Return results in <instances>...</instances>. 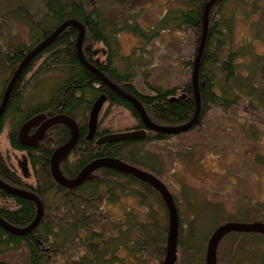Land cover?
Returning <instances> with one entry per match:
<instances>
[{"label":"trees","instance_id":"16d2710c","mask_svg":"<svg viewBox=\"0 0 264 264\" xmlns=\"http://www.w3.org/2000/svg\"><path fill=\"white\" fill-rule=\"evenodd\" d=\"M206 2L208 0H184L182 6L167 9L153 28L145 29L134 17L115 21L102 16L100 8L93 6L90 0H47L46 14L38 22L34 21L41 30L38 34L36 32L34 41L30 45L15 46L7 54L0 53V76L7 75L0 90V104L9 80L31 48L63 22L74 20L85 27L82 52L86 60L93 63V46L101 44L107 52L95 67L123 92L134 95L153 123L161 126L185 123L195 109L191 77L181 88L147 83V93L139 92L134 85L137 82L131 57L119 59L116 37L119 32H128L147 43L160 39L164 30H175L178 33L176 42L183 45L182 34L189 30L195 50L183 63L186 69H191V76ZM229 2L237 4L239 0H218L208 14V32L198 71L202 116L199 115V122L191 130L201 125L205 113L213 108L227 113L244 99L250 100L251 104L264 103V53H257L251 47L244 52L232 49L233 16L226 11ZM256 8L254 4L252 10ZM23 10L19 8L16 13H24ZM27 18L30 20L31 16ZM262 18L264 15L260 20ZM260 25L254 24L262 30ZM76 35L75 27H66L24 67L0 117V135L8 126L9 149L22 152L27 157L30 170L29 178L22 177L16 164L0 152V179L12 187L34 193L43 207L38 225L26 235L11 234L0 226V259L5 252L24 249L27 264H162L167 213L161 199L149 186L108 168L96 170L90 180L74 189L58 185L50 174L49 161L53 149L68 140L69 130L62 124L50 127L35 147H23L18 143L20 126L35 115H65L76 122L79 130L77 144L60 164L65 177L74 178L85 165L99 158L118 159L158 178L165 172L163 156L154 147L184 134L147 131L142 139L95 143L98 137L105 134L143 129L144 125L131 103L82 66L76 54ZM129 61L130 64H127ZM118 62L121 63L119 66ZM45 80L49 81L47 88ZM29 87L42 95L38 103L32 104V100L26 98ZM101 95L105 96L103 118L104 113L108 115L112 108L124 110L134 119V124L125 130L114 131L108 124L101 128L98 121L93 139L86 140L89 111ZM172 97L177 99L172 100ZM101 120L104 119L101 117ZM101 191L103 197L99 196ZM123 196L136 198L137 204L144 209V213L140 214L143 219L128 209L123 220H111L101 210L100 202H117ZM182 199L187 203L184 197ZM255 206H258L257 210L264 219V204ZM254 211L248 210L251 217L258 216V212ZM35 214L34 202L0 189V218L5 222L25 227L32 222ZM223 220L230 222L236 219ZM208 234L201 233L195 218H191L177 237V250L181 253L180 257L183 256L177 264H204ZM227 236L234 238V245L224 251L223 256H242L248 251L246 248L250 243L264 247V235L233 232ZM226 237L221 239L219 246ZM228 242L225 245L227 248L231 246ZM260 258L264 264V254ZM0 264L10 263L0 260Z\"/></svg>","mask_w":264,"mask_h":264},{"label":"rangeland","instance_id":"374dc122","mask_svg":"<svg viewBox=\"0 0 264 264\" xmlns=\"http://www.w3.org/2000/svg\"><path fill=\"white\" fill-rule=\"evenodd\" d=\"M90 1L93 6L100 8L102 16L115 21L129 16L134 17L145 29L153 28L167 9L182 6L184 2V0ZM46 3L47 0H0V52H8L21 43L30 44L32 40L34 41L36 32L38 34L41 31L34 21L38 22L40 17L46 14ZM254 4L257 8L253 11ZM19 8L25 9L26 12L18 11L17 14ZM226 11L228 15L233 16L232 49L244 52L251 47L257 53H264V18L260 20L264 15V0H239L237 4L229 2ZM30 16L29 20L27 17ZM254 24H261L263 29L259 30ZM177 35L175 30H164L160 39L146 43L128 32L117 34L118 57L120 60L127 56L131 57L137 82L134 84L139 92L147 93V83L181 88L190 79L191 69H186L183 62L195 50L194 39L192 40L190 31L185 30L181 45L176 42ZM101 47V44H96L93 50ZM94 57L103 58L99 54ZM128 63L130 64V61ZM120 64L117 63L118 66ZM184 68L186 70L182 72ZM6 76H0V90ZM48 83L49 81L45 80L46 88ZM27 90L26 98L32 100V104L38 103L42 96L40 92L32 87ZM104 108L103 105L98 117L101 128L108 124L114 131L125 130L134 124V119L124 110L112 108L108 115L104 113L103 118ZM199 115L202 116L201 108ZM7 130L8 126H5L0 135V152L8 156L18 168L17 160L23 153L9 149ZM187 132L154 147L165 162L166 170L163 171L165 174H161L158 179L176 202L178 234L191 218H195L196 226L201 233L209 232L208 238L216 227L229 221L223 219L234 218L236 220L230 222L246 223L264 221L262 213L257 210L258 206H255L264 204V103L251 104L250 100L244 99L227 113L213 108L209 113H205L201 125ZM99 196L103 197L102 191ZM132 197L123 196L113 203L104 200L100 202L101 210L111 220H123L128 209H132L136 217L143 219L140 214L144 213V209L137 204L136 198ZM183 197L188 204L183 201ZM249 209L258 212V216L251 217ZM138 212L140 213L137 214ZM223 241L220 246L218 245L216 264H263L260 258L261 254H264L263 246L250 243L246 248L248 251L242 256L235 254L223 256V252L234 245V238L227 236ZM228 241L231 242V246L227 248L225 245ZM180 254L177 250L176 264L180 259L183 260ZM1 255L4 256L0 260L10 264H27L24 249Z\"/></svg>","mask_w":264,"mask_h":264},{"label":"water","instance_id":"95a60500","mask_svg":"<svg viewBox=\"0 0 264 264\" xmlns=\"http://www.w3.org/2000/svg\"><path fill=\"white\" fill-rule=\"evenodd\" d=\"M218 0H208V2L204 5L203 12V20H202V28H201V36L199 40V45L196 50V56L193 59V69L191 75V83L193 87V97L195 101V109L193 116L185 123L176 125V126H161L153 123L148 116L144 108L142 107L139 100L129 93L123 92L118 86L111 83L99 70L95 67L98 64V60L93 63L86 60L82 52V44L85 35V27L83 24L76 22L74 20H67L60 24L55 30L47 36L44 40L34 46L22 59L16 70L14 71L11 79L9 80L1 99L0 104V117L4 112L7 101L9 99L10 93L14 87V84L18 77L20 76L24 67L34 59L41 51H43L47 46H49L55 38L66 28V27H75L77 29V35L75 39V48L77 58L86 69L90 72L94 73L101 81H103L111 90L121 95L125 100L133 105L136 109L140 120L142 121L144 128L136 129L124 132L117 133H109L105 134L101 137H98L95 140L96 144H103L109 142H117L122 140H135L145 138L147 131L152 132H160L168 135H177L185 133L191 130L198 122H199V113H200V96H199V86H198V71L200 60L202 56V52L205 46V41L208 32V14L210 8L213 6L215 2ZM106 49L101 47L100 49L93 50V55L99 54L104 57L106 55ZM183 96V95H182ZM181 96V97H182ZM176 100L177 98L172 97V100ZM105 102V96H99L92 104L88 121H87V133L86 140L93 139L97 124H98V116L101 110L102 105ZM56 124H62L66 126L69 130L68 140L53 149L52 154L50 156L49 161V169L50 174L53 180L60 186L67 189H74L84 182L91 179V175L100 169V168H108L114 170L118 173L132 176L135 179L143 182L147 186H149L161 199L162 203L165 206L167 213V234H166V243H165V255L162 261V264H176L177 260V237H178V212L177 207L174 201L172 194L168 191L166 186L152 173L137 168L135 166L129 165L123 161H120L115 158H99L91 161L87 165H85L74 178L65 177L59 168V164L62 160L66 159L70 151L75 147L79 138V130L76 122L65 115H56L51 117H46L44 114H38L34 117L27 120L23 123L17 134L18 143L23 147H35L44 135L46 130H48L51 126ZM33 127H37L35 132L30 134V130ZM17 166L21 175L24 178H28L30 176V171L28 168V160L25 155H21L20 159L17 160ZM0 189L5 192L16 195L34 202L36 206V214L32 222L25 227H15L5 222L2 218H0V226L6 229L8 232L14 235L23 236L30 233L39 223L40 219L43 215V207L40 200L35 196L34 193L30 191H25L22 189H18L12 187L0 179ZM231 232H241V233H260L264 234V223L260 221L255 222H226L218 227H216L210 237L207 240L206 250L204 255V264H216L217 257V247L221 239L231 233Z\"/></svg>","mask_w":264,"mask_h":264},{"label":"flooded vegetation","instance_id":"af4514ba","mask_svg":"<svg viewBox=\"0 0 264 264\" xmlns=\"http://www.w3.org/2000/svg\"><path fill=\"white\" fill-rule=\"evenodd\" d=\"M30 44H31V43H30ZM30 44H26V43H25V45H30ZM20 45H22V43H21ZM17 46H18V45H17ZM33 47H34V46H33ZM31 49H32V48H31ZM0 53H2V54H7L8 52H4V51H3V52H0ZM91 57L93 58V61L98 60L97 58L94 57L93 52H91ZM2 59H3V58H2ZM102 60H103V59H100L99 62L102 61ZM99 62H98V63H99ZM56 125H58V124H56ZM53 126H55V125H53ZM65 127H66V126H65ZM36 128H37V127H33V128L30 130V134L34 133ZM45 133H47V131H46ZM41 140H43V138H42ZM41 140H40V141H41ZM40 141H38V143H39ZM38 143H37V145H38ZM70 152H71V151H70ZM69 154H70V153H69Z\"/></svg>","mask_w":264,"mask_h":264},{"label":"crops","instance_id":"0c3cea01","mask_svg":"<svg viewBox=\"0 0 264 264\" xmlns=\"http://www.w3.org/2000/svg\"><path fill=\"white\" fill-rule=\"evenodd\" d=\"M128 55H129V54H128ZM183 71H185V68H184V69H182V72H183Z\"/></svg>","mask_w":264,"mask_h":264}]
</instances>
